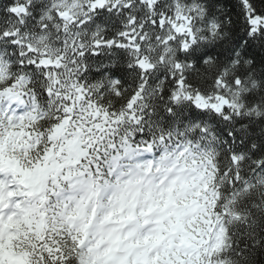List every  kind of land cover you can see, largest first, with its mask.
Instances as JSON below:
<instances>
[{
  "label": "snow or ice",
  "instance_id": "6c2138e0",
  "mask_svg": "<svg viewBox=\"0 0 264 264\" xmlns=\"http://www.w3.org/2000/svg\"><path fill=\"white\" fill-rule=\"evenodd\" d=\"M0 264H264V0H0Z\"/></svg>",
  "mask_w": 264,
  "mask_h": 264
}]
</instances>
